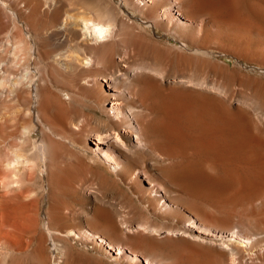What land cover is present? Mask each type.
I'll use <instances>...</instances> for the list:
<instances>
[{
    "label": "bare ground",
    "instance_id": "obj_1",
    "mask_svg": "<svg viewBox=\"0 0 264 264\" xmlns=\"http://www.w3.org/2000/svg\"><path fill=\"white\" fill-rule=\"evenodd\" d=\"M162 1L96 0L93 7H90L85 0H32L29 15L34 18L35 27L32 26L34 24H31L34 27L31 28L22 21V24L26 25L27 28L20 26L21 34L19 30H16L20 34L16 33L17 36L19 35L17 39L12 32L8 33V29L7 34L14 43H22L27 46L31 61L33 62V59H35L44 65L45 75L49 78L48 81L52 87L48 89L43 87V101L37 103V91L39 88L41 90V87L33 84L38 76L36 70L31 68L26 71L25 68L23 75L5 77L4 75L7 72L5 65H0V264H43L41 222L44 219L42 217V221H40L39 191L41 185L39 187V183L41 175L39 176V174L45 175V172H47L43 156L47 144L52 150V159L50 157L48 162L50 164L54 163L55 171L59 172L57 173L59 174L58 178L54 177L56 182L55 189H53L59 194L57 196L58 194L55 193L57 194L56 199L63 196L61 194L66 189H72L76 192L82 191V193L85 192L90 196L95 195L97 190L102 191L105 188H108V191L109 189L122 190L123 193L128 192L129 195L131 194L130 202L128 201L130 196L126 195L128 196L126 198L129 205L135 201L137 205L139 204L144 209V212L150 209L163 212L166 207V204L161 206L154 204L161 197L157 193L158 185L156 184L155 187L154 183H151L150 171L145 166L148 156L163 161L168 155L163 153L164 151H157L150 146V141L147 140V135L149 136V133L147 134L149 131L148 126L151 124L149 122L160 118L162 122L160 120L158 122L162 124L159 123L162 127L158 128L159 124L152 127L156 126L157 128L154 127V129H158L157 132L164 129L167 138L181 139L186 136L190 138L191 136L196 142L203 141L207 147L216 148L220 146H217L216 139L219 138V133H216L219 130V125L226 122L221 121L223 116H221L222 118L219 116L221 120L217 118V114L213 113L214 106L209 101V105L213 106L212 110L205 107L204 109L198 92L194 90L185 91L178 97L161 93L163 96H159H161L163 109L159 114H155L157 111L154 112L149 109V105L150 112L145 111L147 103H150L153 98L158 100L154 93L156 89L161 87L164 76L171 70L176 72L178 77L204 78L205 76H216L212 67L206 63L202 62L203 64H201L198 62L200 57L215 58V52H211L195 42L202 37L205 27L209 25L208 21L206 19L186 20L178 10L175 11L172 0H165L166 4L160 8ZM127 7L139 11V15L143 13L145 16H133V14H129ZM8 9L12 12L13 20L15 19L17 22L21 20L23 8L19 9L18 7L19 10H14L15 8L8 7ZM88 15L94 18H87ZM155 25L159 28L164 26L167 30L173 31L172 34L174 35L182 34L180 37L185 36L183 33L188 31V36H186L190 39V43L180 39L179 45L168 44L165 47L160 46V49L154 47L152 42L159 41V36L151 31V28ZM17 29L19 28L17 27ZM7 34L5 33L6 36ZM6 36L5 40H7ZM126 37H130L128 41ZM10 39H8V43ZM41 43L44 45H41ZM160 43L163 45L161 40ZM43 47L44 50H42ZM116 52H120L121 56H118ZM15 54L11 52V57ZM12 59L14 60L15 57ZM50 69L62 75L65 82H57L56 78L50 75ZM10 70L12 69L10 68ZM100 72H106L107 74L101 75ZM7 74L6 76H8ZM68 75L70 77H67ZM131 79L134 80V83L130 82ZM202 82L203 80L191 79L183 82V84L200 87ZM212 84V86H215V82ZM92 86H94V89L96 87L100 94L97 100L94 99V102L98 105L99 108H97L100 109L101 120L97 119L94 114H78L79 112L73 107L77 88L85 87L87 89ZM132 88L134 91L131 90ZM23 90L27 91L28 99L24 98ZM26 101L28 102L26 103ZM90 107L93 106L90 105ZM27 115L30 119L33 117V123L31 120L29 122ZM233 120L235 119L233 118ZM39 127L43 128L48 135L39 138L32 137L33 142H31L43 158L41 163L28 159L24 151L26 137L28 135L32 136L33 130ZM145 128L148 129L147 132ZM153 132L151 134L155 137V131ZM164 133L161 134L164 135ZM27 139V141L31 140H29V137ZM156 139H159V137H156ZM221 139L219 140L221 141ZM65 168L81 171L82 176L66 178L69 177L70 174H68V176L63 177L61 174H66L63 171ZM97 168H102L104 173L99 172ZM68 169L65 170L68 171ZM61 171L63 173L60 174ZM178 171L177 176L187 173L188 170L179 168ZM141 176H143V179H140ZM145 182L149 186H147V189L142 188ZM52 183L50 189L52 186L54 187ZM28 184L29 187H27ZM65 195H69V193L66 192ZM119 195H121L120 191ZM95 196L97 197L98 193ZM61 198H64V196ZM132 198H134V201H132ZM135 202L134 205H136ZM61 205L59 201L53 209L54 212L57 209L58 215H62L63 212L60 213L62 210ZM70 208L72 207L70 206ZM103 209L106 208L103 207ZM48 211L50 212V209ZM107 211L104 212L103 210L98 214L107 225L106 231L114 235L125 234V229L122 227L125 224V219H117L121 224L118 226L115 223L117 221L114 216L107 213ZM116 212L119 213V211ZM120 212L122 214V211ZM130 212L133 211H129V215ZM136 212L140 211L137 210ZM124 213L128 216V212L124 211ZM121 214L119 215L121 216ZM126 214H124L125 217ZM133 217L135 218V216ZM133 217L129 218L133 219ZM137 217L142 219L143 215ZM129 218L125 221H129ZM60 219L65 222L63 216ZM52 220L54 219L50 221ZM258 220L259 224L264 226V219L259 218ZM143 225L145 226V224ZM198 229L200 228L198 227ZM201 229L200 233L208 234L206 233L208 229ZM45 230L47 229L45 228L43 231ZM50 230L53 231V228H50ZM47 231L49 232V229ZM54 232L61 235L60 231ZM54 232H49L52 253L54 254L53 264H65V261L68 262L69 260V264H82L80 257L72 252V254L69 252V260L65 259L64 261L67 248L62 243L54 240ZM220 234L223 236V232H220ZM226 234L225 237L229 236L231 238H236L238 235L237 231L226 232ZM62 236L71 245L79 242L86 250L102 257V259L105 258L113 264H165L150 261L145 256L141 257L130 250L131 248L123 247L121 243V246L115 245L103 234L90 228L84 229V227H81L77 230H66ZM244 239L249 242L250 237ZM66 253L68 255L67 251Z\"/></svg>",
    "mask_w": 264,
    "mask_h": 264
},
{
    "label": "rangeland",
    "instance_id": "obj_2",
    "mask_svg": "<svg viewBox=\"0 0 264 264\" xmlns=\"http://www.w3.org/2000/svg\"><path fill=\"white\" fill-rule=\"evenodd\" d=\"M85 1L89 3L90 7H93V4L96 2V0ZM172 2L175 11L178 10L181 16L183 18L185 17L184 19H206L208 21L209 25L205 27L202 37L195 42H197L199 46L209 49L211 52H215V58L200 57V59L198 58V62L201 64L206 63L212 67L215 70L216 76H205L204 78L178 77L176 72L171 70L164 76L165 78H163L161 87L156 89L154 93V95L156 94V97H158V100L157 98H153L154 101L152 100L150 102L152 105L147 103L145 111L147 110V112H150L149 109H152L154 112L157 111L155 114H159L161 109H163V103L161 96L159 95L166 93L170 96L174 95L171 97H178L180 94L185 93V91L194 90L198 92L200 100L204 105H202L203 108H210L212 110V107L214 106L213 113L217 114L218 119L223 116V120H221L222 117L219 120L227 123H224L223 125L221 123L219 125V130L216 133H219V138L217 137L216 141L217 146H220L216 148L207 147L204 145L203 141L200 140L196 142L191 136V139L187 136L181 139L173 137L167 138L163 128V130L161 129L162 131L159 132H157L158 129L155 130L157 127H162V124L158 122L160 118L149 122V124L151 123L150 126H148L149 124L147 123L149 131L147 132L148 129H145L147 134L149 133V136L146 135L147 140L150 141V146L157 151H164L163 153L168 155L163 161L158 160L153 156H148V160L145 162V166H147L150 171V181L151 183H154L155 187L158 185L157 193L161 197L160 200L155 201L154 204H157L158 206L166 204V207L163 212H157L156 210L154 211V209L145 210L147 212H144V209L141 208L139 204L137 205L134 198H132V201H134L137 206L134 205V202L132 203L135 207L132 203L130 204L132 206H130L129 202L131 200V194L129 195L128 192L123 193L122 190H119L121 195H119L118 190L109 189L110 192L112 191L110 193L107 190L108 188H105L107 192L105 189H102V191L94 190L98 193V196L96 197V192L95 195L92 194L90 196V194H86L85 192L82 193V191L76 192L72 189H66L67 191L65 190L63 192L64 194H61L64 198H61L63 196L60 195L61 197L56 199L55 197L58 192L54 189L56 179L58 178L57 176L59 175L57 173L59 172L55 171L54 163L50 164V162H48L50 161V157L52 159V150L47 144L43 152L47 172H45V175L39 174V176L41 175L39 183V187L41 185V190L39 191V209L41 210L40 221L44 219V222H41L43 232V264H53L54 254L52 253L49 232L54 231L61 232V235H57L54 232V240L58 243H62L67 248V250H65L64 261L65 259L69 260L68 256L70 252V254L74 253V255H78L82 264H113L105 258L102 259V257L86 250L79 242H75L71 245L70 242L62 236L63 232L66 230H77L81 227H84V229L90 228L101 233L115 245L121 246V243L123 247L131 248L130 250L139 254L141 257L145 256L150 259V261L156 263L264 264V226L259 224L258 220L259 218L261 220L264 219V0H172ZM31 4L32 0H0V65L4 64L8 72V74L7 72L5 73V77H18L19 75H23L25 68L26 71L34 68L38 73V76L37 80L33 81V84L41 87V90L39 88L37 91L38 103L39 101H43L44 98L42 92L43 87H46L47 89L52 87L48 81L49 78L45 75V67L35 59H33L32 62V59L29 58V51L26 48L27 46L22 43H14L8 36L9 34H7L9 29L8 33L12 32V34L16 35L14 36L17 39L21 34L20 26L25 29L27 28L26 25L22 24V21L31 28L35 27L34 18L29 15ZM161 4L162 5L159 6L160 8L166 4L165 0L162 1ZM8 7H11L12 9L15 8L14 10L18 9V7L19 9L23 8L22 11L20 10V21L17 22L15 19L13 20L14 17ZM127 11L129 14H133V16H145L141 12L139 15V11L131 9L130 7H127ZM91 17L92 16L89 17V15L87 16V18ZM31 24H34L32 25L34 27H32ZM10 29L12 30L10 31ZM165 29L164 26L159 28L157 25L151 28V31L159 36L158 42H152L154 47L160 49L168 44L179 45L180 39L187 42L189 41L190 43V39L187 37L188 31L183 33L185 36L180 37L182 34L174 35L172 34L174 33L173 31ZM16 30H19L20 34L19 32H16ZM16 33L19 35L17 36ZM4 35L7 37V40H5ZM128 38L130 37H126L127 41L129 40ZM8 39H10L9 43L7 42L9 41ZM160 40L163 42V45L160 43ZM156 44L158 45L156 46ZM41 45L44 44L41 43ZM23 48H25L24 51H22ZM42 50H44V47ZM11 52L12 54H16L11 57ZM116 53L118 56L121 54L120 52ZM13 57H15L16 60H13ZM25 57L30 60H25ZM170 57L172 58L173 56L171 55ZM10 68L12 70H10ZM49 73L56 78L57 82H65L62 75L54 70L50 69ZM100 73L101 75L107 74L106 72ZM6 74L8 76H6ZM32 74L34 73L32 72ZM31 75L30 77L33 76ZM67 77H70V75ZM191 79H198V81L203 80L202 85H200V87H195L186 83L183 84V82H187ZM130 82L134 83V80L131 79ZM213 82H215V86H212ZM81 88L83 87H78L77 90L75 88L77 92L75 93V101H73V103H75L73 107L79 112L78 114H94L95 117L97 116V119L101 120L102 116L99 112L100 109H98V105L94 102V99L97 100L99 98V91L96 87L94 89V86L90 88L88 87L87 89L85 87L83 89ZM131 90L134 91L133 88ZM23 91L22 94L23 96L25 95L24 98L28 99L27 91ZM208 101L211 105L213 104L212 107L209 105ZM27 102L28 101H26V103ZM90 105L93 107L89 108ZM137 106L139 107V104ZM137 106L134 107L138 108ZM233 118L235 120H233ZM27 119L29 122L32 121L33 123V117L30 119L29 115H27ZM157 124L160 126H157ZM153 125H156L157 127L154 126V129V127H152ZM147 126L145 125V127ZM33 131L34 132L31 133L32 136H27L29 137V140L32 137L39 138L46 136L47 134L41 127L36 130L34 129ZM153 131H155V137L152 135L154 133ZM156 132L157 134H160L157 136ZM41 133L43 134L41 135ZM161 133H164V135ZM160 135L162 136L160 137ZM27 137L24 150L26 157L37 163H41L43 158L39 151L32 146L33 139L27 141ZM156 137H159V139H156ZM220 138H222L221 141L219 140ZM179 168H184L188 171L183 175L177 176ZM65 169L63 171H65L66 174L62 171L60 172V174L63 173L61 174L63 177L68 176V174L70 175L66 178L82 176L81 171H74L71 169H68L67 171ZM50 170L56 173H53ZM97 170L104 173L102 168H97ZM55 176L56 179L54 178ZM141 177L142 178L140 179H143V176ZM51 183L54 187L52 186L50 189ZM29 186L30 185L28 184L27 187ZM147 186L148 185L145 182L142 185V188L147 189ZM72 191L76 193H73ZM66 192L67 194L69 193V195H65ZM99 192L103 193L100 194ZM126 195L130 196L129 200ZM57 196H59V194ZM57 200L62 204V210L60 211V213L63 211L61 213L62 215L57 214V209H55V212L53 210L57 206V202H59ZM114 205H116L118 209ZM70 206L72 208H70ZM103 207L106 209H103ZM48 209H50V212H48L50 215L52 214L51 216L47 212ZM103 210L104 212L105 210H108L107 213L114 216L115 220L118 222L115 223L118 226L121 224H119L117 219L126 220L133 216H135V218H129V221L127 220L128 222L124 220L126 225L123 224L122 227L125 229V234L119 233L118 235H114L106 231L107 225L101 219L100 215H98ZM137 210L140 212H136ZM116 211H119V213ZM120 211H122L123 215ZM124 211L128 212V216ZM129 211L135 213L130 212V215L133 214L130 216ZM119 214H121V216ZM124 214H126V217ZM138 214L143 215V218L138 219L137 216L140 217ZM62 216L63 221L65 220V222H62V219L59 220ZM51 219H54L55 221H50ZM43 224L44 229H49V232L47 230L43 231ZM143 224H145V226ZM198 227L200 229H198ZM50 228H53V231L50 230ZM201 228L208 229L209 231H206L208 234L200 233V230H202ZM236 231L238 234L236 238H231L229 236L225 237V235H227L226 232L229 233ZM220 232H223V236H221ZM249 237V242H246V239L244 238ZM66 251L68 252V255ZM69 261H65V264H69Z\"/></svg>",
    "mask_w": 264,
    "mask_h": 264
}]
</instances>
